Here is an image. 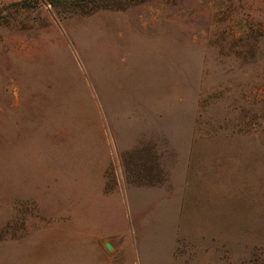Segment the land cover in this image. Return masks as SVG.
Listing matches in <instances>:
<instances>
[{
  "label": "rangeland",
  "instance_id": "374dc122",
  "mask_svg": "<svg viewBox=\"0 0 264 264\" xmlns=\"http://www.w3.org/2000/svg\"><path fill=\"white\" fill-rule=\"evenodd\" d=\"M0 264H264V0H0Z\"/></svg>",
  "mask_w": 264,
  "mask_h": 264
},
{
  "label": "water",
  "instance_id": "95a60500",
  "mask_svg": "<svg viewBox=\"0 0 264 264\" xmlns=\"http://www.w3.org/2000/svg\"><path fill=\"white\" fill-rule=\"evenodd\" d=\"M105 248H106V250H108V251L111 250V247H110L108 244H106Z\"/></svg>",
  "mask_w": 264,
  "mask_h": 264
}]
</instances>
